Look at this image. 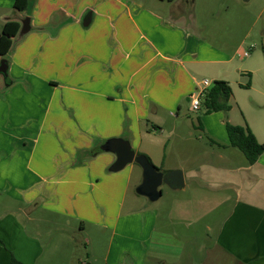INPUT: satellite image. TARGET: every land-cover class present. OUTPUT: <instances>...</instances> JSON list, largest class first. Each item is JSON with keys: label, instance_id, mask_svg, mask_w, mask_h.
Instances as JSON below:
<instances>
[{"label": "rangeland", "instance_id": "374dc122", "mask_svg": "<svg viewBox=\"0 0 264 264\" xmlns=\"http://www.w3.org/2000/svg\"><path fill=\"white\" fill-rule=\"evenodd\" d=\"M145 1L151 11L166 16L178 12L190 14L195 24L189 28L197 39L233 56L232 69H238V72L234 70L229 79L234 77V81L244 82V73L248 69L247 72L253 71L254 85L261 87L264 82V69L261 68L264 65V0H174L173 9L167 5V0ZM33 2H30L28 12ZM40 2L39 9L36 8L39 12L57 7L50 0ZM42 17H37L32 30L5 56L10 66L11 61L14 62L9 73L16 86L8 96H1L0 91V176L4 179L22 175L35 166L43 174L54 173L51 184L44 186L53 198L40 196L37 204L40 208L55 205L78 211L86 227L82 233L75 230V237L77 234L80 239L75 253L85 257L88 263L105 264L104 257L113 254L120 239H138L147 255L155 259L150 260L152 264H157L158 260L162 264H231L218 257L211 258L206 250L213 248L216 231L230 209L227 197L232 198L234 194L209 184L186 181L180 191L162 184L161 197L147 202L134 192L141 178L137 164L131 163L118 172H110L108 168L114 161L110 162V153L93 155V151L109 139L107 135L111 132L108 130L113 129L118 120L114 116L115 109L112 106L106 108L105 115L100 118L105 125L104 131L100 124L91 127L94 118L83 117L82 111L98 110V103L84 100L77 93L82 75L80 63L66 64L64 52L56 53V48L50 45L55 40L56 29L39 28L37 23ZM38 34L47 41L41 52L36 50L38 42L24 40L28 35ZM62 34L69 36L67 32ZM74 39L78 40L79 35L75 34ZM244 51L249 54L246 58L242 57ZM24 56L27 61L22 60ZM32 56L34 58L29 60ZM187 108L184 102L177 117L162 110L158 118H152V121L160 122V129L148 124V133H141L139 144L137 147L130 145L131 149L147 156L161 171L181 167L187 170L196 161L221 163L218 159L222 152L220 147L210 143V138L196 128L197 117L210 120L218 118L217 115L204 117L201 111L192 112ZM20 138L24 139V144ZM91 141L94 150L86 151L84 145H90ZM230 150L245 161L238 150ZM75 153L83 157L79 163L68 159ZM64 169L63 177L56 176ZM17 183L20 184L12 181L6 185L0 179L1 206L5 200L11 202L9 207L12 209L26 206L18 201L27 196L22 188L13 189L14 184L20 186ZM122 252L127 253V250Z\"/></svg>", "mask_w": 264, "mask_h": 264}, {"label": "crops", "instance_id": "0c3cea01", "mask_svg": "<svg viewBox=\"0 0 264 264\" xmlns=\"http://www.w3.org/2000/svg\"><path fill=\"white\" fill-rule=\"evenodd\" d=\"M13 1L0 0V32L7 21L29 17L32 27L42 15V21L37 23L39 27L56 29L55 40L50 42L56 53L64 52L66 64L80 63L82 75L77 93L84 100L98 103V110L82 111L83 117L94 118L91 127L100 124L104 131L105 125L100 118L105 115L106 108L112 106L115 109L114 116L118 120L113 129L108 130L111 132L108 138H124L132 147H137L140 134L148 133V124L160 129V122L152 121V118H158L162 110L177 117L184 102L190 109L188 99L200 87V78L204 77L211 82H227L231 91L228 122L247 127L258 143H264V82L261 87L254 85L253 71L247 72L248 69L244 73V82L234 81V77L230 80L234 70L238 72V69H232L233 56L197 39L193 35L195 32L190 30L195 24L190 14L178 12L166 16L153 12L145 0H50L57 7L40 12L41 0H30L27 9L30 2H34L29 12L26 9L19 13L13 10ZM167 1L173 9L174 0ZM8 10L11 13H7ZM88 11L91 12L90 24L82 27L81 19ZM63 32L69 33L70 39ZM75 34L79 35L78 40L74 39ZM30 39L33 43L38 42L36 50L45 49L47 41L43 40L42 34L28 35L24 40ZM32 58L34 56L29 60ZM0 59L6 60L5 56ZM22 60L27 61L25 56ZM12 64L13 61L11 66L8 62L10 81L1 96H8L16 86L9 73ZM261 68L264 69V65ZM215 115L218 118L210 120L197 117L196 128L220 147L222 152L218 159L221 163L196 161L187 170L183 167L174 170L182 172L184 187L186 181H195L234 194L232 198L227 197L230 209L216 231L213 248L206 250L210 257L231 264H264V152L252 165L241 160L227 145L222 113L204 117ZM20 140L25 143L23 138ZM58 142L61 143L60 139ZM93 145L91 141L84 148L92 152ZM109 155L111 162L114 155ZM82 158L77 153L68 157L73 163H79ZM65 169L56 176L63 177ZM53 177L54 173L43 174L36 166L22 175L4 179L0 176L6 185L12 181L20 182L17 183L20 186L14 184L13 189L21 187L29 196L18 199L26 206L12 209L7 200L0 205V264H11L12 260L20 264H93L75 253L80 241L77 234L74 235L75 230L82 233L86 227L78 211L55 205L40 208L37 204L40 196L50 197L44 186L50 185ZM54 233L58 235L54 236ZM89 245L88 242L87 247ZM150 260L155 261L147 255L138 239H120L113 254H107L103 259L105 264H152ZM156 263L162 264L161 260Z\"/></svg>", "mask_w": 264, "mask_h": 264}, {"label": "water", "instance_id": "95a60500", "mask_svg": "<svg viewBox=\"0 0 264 264\" xmlns=\"http://www.w3.org/2000/svg\"><path fill=\"white\" fill-rule=\"evenodd\" d=\"M19 23V29L16 35L12 38L10 53L18 41H20L31 30L30 18L20 17L13 20ZM91 21V12H87L81 19V26L87 27ZM6 60L0 61V73L7 75L8 66ZM99 153H110L114 155V161L109 166L110 172H118L125 166L135 163L141 170V178L135 186L134 192L136 195L146 199L147 202L157 201L161 197L160 187L165 184L173 191H180L184 187L183 174L180 170H170L163 172L157 169L153 164H150L145 156L137 155L131 149L129 142L124 138H109L103 141L95 150L93 155Z\"/></svg>", "mask_w": 264, "mask_h": 264}, {"label": "trees", "instance_id": "16d2710c", "mask_svg": "<svg viewBox=\"0 0 264 264\" xmlns=\"http://www.w3.org/2000/svg\"><path fill=\"white\" fill-rule=\"evenodd\" d=\"M29 1L30 0H14L12 6L13 10L19 13L26 11ZM39 28L47 27L41 26ZM18 29L19 23L16 21L10 20L4 23L0 32V56L7 55L11 47L12 38L16 35ZM5 63L8 66V62L6 61ZM11 82L14 83L16 81L11 80ZM1 91L3 92V90ZM230 93V87L227 82L223 80H214L212 85L205 91L200 99V108L198 111H201L203 115L217 112L222 113L227 145L238 150L244 156L247 164L252 165L264 152V143H258L247 127L233 126L228 122L227 113L230 109L228 104ZM145 157L148 162L152 164L149 158L147 156ZM11 264L20 263L12 260Z\"/></svg>", "mask_w": 264, "mask_h": 264}, {"label": "built area", "instance_id": "2783aa9c", "mask_svg": "<svg viewBox=\"0 0 264 264\" xmlns=\"http://www.w3.org/2000/svg\"><path fill=\"white\" fill-rule=\"evenodd\" d=\"M248 53L243 52L242 57H247ZM200 87L197 89L188 99L189 108L192 112H197L200 108V99L204 95L205 91L211 86V82L207 79L199 81Z\"/></svg>", "mask_w": 264, "mask_h": 264}, {"label": "flooded vegetation", "instance_id": "af4514ba", "mask_svg": "<svg viewBox=\"0 0 264 264\" xmlns=\"http://www.w3.org/2000/svg\"><path fill=\"white\" fill-rule=\"evenodd\" d=\"M2 59H0V61H1ZM6 64V63H5ZM9 78H8V74L7 75H2L1 73H0V91L1 90H4L5 88H7V86H8V83H9V81H10V79L8 80Z\"/></svg>", "mask_w": 264, "mask_h": 264}]
</instances>
